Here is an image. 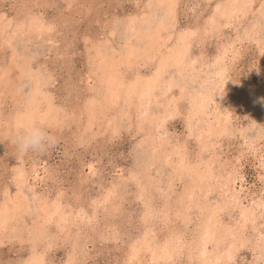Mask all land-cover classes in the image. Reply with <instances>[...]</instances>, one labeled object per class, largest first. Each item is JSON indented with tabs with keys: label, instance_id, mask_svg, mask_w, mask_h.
Instances as JSON below:
<instances>
[{
	"label": "rangeland",
	"instance_id": "374dc122",
	"mask_svg": "<svg viewBox=\"0 0 264 264\" xmlns=\"http://www.w3.org/2000/svg\"><path fill=\"white\" fill-rule=\"evenodd\" d=\"M29 121L56 143L21 156ZM31 263L264 264V0H0V264Z\"/></svg>",
	"mask_w": 264,
	"mask_h": 264
},
{
	"label": "clouds",
	"instance_id": "9594fccd",
	"mask_svg": "<svg viewBox=\"0 0 264 264\" xmlns=\"http://www.w3.org/2000/svg\"><path fill=\"white\" fill-rule=\"evenodd\" d=\"M41 90L40 84L33 86V93ZM12 142L21 156L28 153L43 154L55 145L56 137L43 121H29L18 124Z\"/></svg>",
	"mask_w": 264,
	"mask_h": 264
},
{
	"label": "bare ground",
	"instance_id": "6f19581e",
	"mask_svg": "<svg viewBox=\"0 0 264 264\" xmlns=\"http://www.w3.org/2000/svg\"><path fill=\"white\" fill-rule=\"evenodd\" d=\"M156 6V5H155ZM229 14V13H228ZM162 16V15H161ZM148 20V19H147ZM134 20H132V22H133ZM147 22H149V20L147 21ZM136 23V22H135ZM139 26V25H138ZM143 26V25H142ZM156 36H157V34H156ZM157 41V40H156ZM186 42V41H185ZM177 50V49H176ZM174 54V53H173ZM182 54H184L183 52H181V50H178L177 51V54H176V52H175V55H173V57L175 58H173V57H171L172 59H173V61H175L176 63H178L179 61H181V59H182ZM184 56V55H183ZM183 61V60H182ZM172 62V61H171ZM167 64H169V62H167V63H163V66H161V71H159V73L160 72H163L162 71V69H165V67H166V65ZM173 65V64H172ZM165 66V67H164ZM159 68V67H158ZM157 71H158V69H157ZM161 74V73H160ZM158 76H159V74H158ZM161 77H163V76H161ZM147 79V78H146ZM154 79V78H153ZM147 80L146 82H144V83H140V84H138V86L139 87H141V89H142V92H149L150 90H152V89H154L153 87L155 86V85H157V81H161V82H163L164 80H161V78H156V79H154V80ZM107 80V79H106ZM120 80V79H119ZM107 81H109V80H107ZM137 81V80H136ZM135 81V82H136ZM104 82H106V81H104ZM115 82V81H114ZM113 82V83H114ZM117 83V82H116ZM119 84V83H118ZM134 84V83H133ZM114 85H115V83H114ZM113 85V86H114ZM162 85V84H161ZM106 86V85H105ZM129 86V85H128ZM137 86V85H136ZM135 86V87H136ZM110 87V86H109ZM115 87V86H114ZM133 87V86H132ZM156 87V86H155ZM113 88V87H112ZM126 88H127V86H126ZM110 89V88H109ZM116 89V88H115ZM128 90H129V88H127ZM134 89V88H133ZM136 90V89H135ZM139 92H141V91H139ZM154 92V91H153ZM152 92V93H153ZM139 95H140V93H139ZM143 95V94H142ZM150 95H151V93H150ZM153 95V94H152ZM144 96H146V95H144ZM142 97V96H141ZM143 98V97H142ZM153 98V97H152ZM229 179V178H228ZM245 212H247V211H245ZM243 214V213H242ZM4 217V216H3ZM246 219H248L247 217H246ZM69 222V221H68ZM204 244V243H203ZM206 244V243H205ZM205 246V245H204ZM203 246V247H204ZM210 257V256H209ZM218 257V256H217ZM217 257H215V258H217ZM38 260V259H37ZM218 260V259H217ZM31 261V260H30ZM209 261V260H208ZM36 262H38V261H36ZM39 263H40V261H39ZM209 263V262H208ZM32 264V263H31ZM35 264V263H34Z\"/></svg>",
	"mask_w": 264,
	"mask_h": 264
}]
</instances>
